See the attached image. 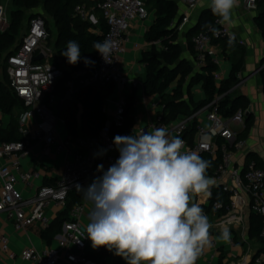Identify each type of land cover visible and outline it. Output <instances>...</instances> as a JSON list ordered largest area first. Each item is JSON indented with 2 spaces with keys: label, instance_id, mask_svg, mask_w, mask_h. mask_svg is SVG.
<instances>
[{
  "label": "built area",
  "instance_id": "1",
  "mask_svg": "<svg viewBox=\"0 0 264 264\" xmlns=\"http://www.w3.org/2000/svg\"><path fill=\"white\" fill-rule=\"evenodd\" d=\"M9 1L0 0V33L8 23L5 5ZM148 1L102 0L97 5L107 27L103 41L107 38L113 44L111 62L105 63L99 53L96 58L88 56L90 60L95 61V65L85 66L83 63L82 68L73 72L64 82L60 91L57 84L63 79L64 73L51 63L45 18L36 14L28 21L18 49L8 56L5 63L9 89L25 108L18 122L21 140L0 143V215L5 217L15 231H27L33 227H36L39 233L45 231L51 224L46 215L47 210L53 208L56 214L61 212L68 193L76 190V184L87 187L101 174L96 171L97 165L102 164L104 170H107L118 158L110 129L112 126L121 127L124 124L128 93L141 85L139 80H129L125 77L120 69V58L129 43L131 24L148 18L146 5ZM175 1L180 3L184 10L181 20L176 24L171 23L170 27L182 33L200 0ZM262 2L264 0H242V6L245 12L256 13L258 4ZM73 13L83 22L96 23L93 11L85 5H77ZM217 25L216 31L210 29L207 34L204 32L193 34L190 44L197 68L208 60L217 67L214 80L219 83L221 76L218 70L223 52L219 45H214L213 42L229 40L233 33L223 25ZM38 56H42V59L34 61ZM106 84L112 85L113 89L104 101L103 111L107 116V106L111 104L112 97L115 98L114 108L97 136L72 138L67 134L64 140L58 138L56 125L59 122L64 124L57 115L62 104L71 102L81 88ZM201 116L209 124L208 127L198 121ZM192 120H196L197 126L193 139L188 141L183 136ZM243 121L244 112L237 111L231 117L224 118L216 110L204 107L190 117L167 123L162 122L157 116L153 125L166 127L172 136H179L185 142V150L195 151L199 155L202 153L216 155L217 148H220V162L214 172V178L220 184L222 192L229 194V204L224 207L215 202L212 205L213 211L225 210V215L219 218L216 226L219 229L225 226L230 229L242 223V214L235 211L238 208L240 194L244 192L249 196L250 212L262 218L260 238L264 241V165L257 167L254 162H249L242 170L232 167L234 151L245 147V142L237 137L233 126L243 125ZM216 139L222 140L218 147ZM35 146H39L42 152L54 150L56 155L67 154L68 159L63 163L60 177L54 185H42L33 196L23 198L19 188L28 189L34 180L41 177L39 172L26 170L22 164L31 155ZM101 149L108 151L103 156L94 157ZM225 177L226 183L223 181ZM87 205L83 200L72 209L70 220L63 223L61 233L54 239V246H49L41 252L24 250L19 255L21 260L31 264H99L88 257L90 253L87 248L90 240L85 236V224L82 219ZM211 248L215 251L214 244ZM0 250L8 254L10 259H14L15 256L9 251L8 240L4 236H0ZM100 252L101 248L93 250L92 254ZM215 255L216 253L211 254L209 264H212ZM262 262L264 257L254 259L252 264Z\"/></svg>",
  "mask_w": 264,
  "mask_h": 264
},
{
  "label": "trees",
  "instance_id": "2",
  "mask_svg": "<svg viewBox=\"0 0 264 264\" xmlns=\"http://www.w3.org/2000/svg\"><path fill=\"white\" fill-rule=\"evenodd\" d=\"M101 1L42 0V8L52 18L53 26L56 30L53 48L58 55V60L51 59V63L62 69L64 73L63 79L57 84L59 91L71 74L80 70L84 63L83 59H81L76 65H70L67 62V58L61 55L66 50L69 40L77 41L80 44L82 58L88 56L96 58L98 55V52L92 48V42H102L107 31L105 22L97 9V5ZM10 3L14 9L9 14L6 29L0 33V63H2L5 73V63L8 56L12 55L20 44L19 42L17 46L11 48L25 19V11L36 8L39 0H10ZM77 5H85L88 9H91L93 14L97 16L96 23L90 24L75 17L73 10ZM146 5L151 11H154V21L145 34V41L148 43L149 48L142 52L139 60L144 65V74L139 81L146 96L160 97L158 117L161 118V121L167 123L179 118H187L204 107H208L209 110H216L224 118L231 117L237 111L244 112L246 107L243 104V98H232L230 95L232 88L240 81L238 75H240L243 69V50L239 52L238 59L232 62L229 77L217 83L214 80V73L217 71L215 65L206 60L203 65L195 69L182 56L183 51L178 42V32L174 27H170L171 23L176 24L178 22L175 2L172 0H149ZM35 15L31 16L29 20ZM217 19L212 14L210 8L201 12L195 30L187 29L184 34L187 39V49L189 52L194 54L190 44L191 36L197 32L207 34L210 28H206V24H211L217 29ZM255 22L264 40V2L258 4ZM46 30L49 34V43L51 33L47 21ZM213 44L220 45L223 52L229 50L231 47L228 44V40H215ZM262 82L264 91V76H262ZM198 83H201L204 97L197 104H192L189 90ZM112 89L113 86L110 84L81 88L71 102L62 104L57 115L63 121L65 130L70 137L97 136L107 119L103 111L104 101L110 96ZM185 96H188V100H185ZM217 98L220 99L218 100ZM133 103V93H131L127 98L124 124L121 127L112 126L110 129L112 141L116 135L124 136L131 134ZM15 111L18 112V116H14ZM24 111L23 104L9 89L6 75V82L0 80V115L1 117H7L9 120L5 127L0 122V143H12L21 140L18 132V122ZM249 124L250 118L248 116L245 128L240 133L241 138H244L247 134ZM196 126V120H192L183 138L192 139ZM221 142V139H216L217 147ZM217 149L216 159L208 153L200 154L204 159L212 160V166L208 169L207 173L212 177H214V172L220 162V148ZM249 162H254L257 167H263V163L253 155H248L245 165ZM82 201L83 198L80 192L77 190L69 192L64 209L58 213L59 216L54 224H50L45 231L40 232V238L44 242L50 243L61 233L63 223L70 220L69 215L72 209L80 205ZM215 202L222 204L224 207L227 206L229 204V194L222 192L221 188H215L212 190L211 197L209 198L208 208L202 207L207 215L213 214L217 218H221L225 215V210L213 211L212 205ZM261 230L262 218L251 212L249 236L264 243L260 238ZM109 253L105 248H101L99 254L88 255V257L92 260L97 258L96 261L102 262ZM260 254L264 256V247L261 249ZM258 255L259 253L255 258ZM222 257H220L218 264H222ZM117 264H126V262L119 257ZM261 264H264V262Z\"/></svg>",
  "mask_w": 264,
  "mask_h": 264
},
{
  "label": "clouds",
  "instance_id": "3",
  "mask_svg": "<svg viewBox=\"0 0 264 264\" xmlns=\"http://www.w3.org/2000/svg\"><path fill=\"white\" fill-rule=\"evenodd\" d=\"M217 17L216 24L238 25L234 10L239 0H210L207 5ZM206 28L216 29L211 24ZM229 46L235 44L230 35ZM92 48L105 63H110L112 41H93ZM70 65L83 59L85 66L95 61L81 56L77 41L69 40L61 53ZM130 135H116L113 145L119 153L115 163L104 170L97 165L96 176L87 187L79 184L90 205L84 231L93 250L105 248L126 264H196L197 259L214 240L231 241L225 226L219 236L210 234L212 224L193 194L211 197L216 185L206 160L195 151L185 150V142L172 136L166 127ZM108 149L94 154L103 156Z\"/></svg>",
  "mask_w": 264,
  "mask_h": 264
},
{
  "label": "crops",
  "instance_id": "4",
  "mask_svg": "<svg viewBox=\"0 0 264 264\" xmlns=\"http://www.w3.org/2000/svg\"><path fill=\"white\" fill-rule=\"evenodd\" d=\"M177 6L178 17L181 16L184 7L175 0ZM210 0H200L196 9L192 13L191 20L184 32L178 33V38L181 39V34H185L187 29L193 26L197 21L202 11L209 9L207 6ZM148 7V6H147ZM149 8V7H148ZM150 9V8H149ZM153 18L148 21H134L129 30V43L125 48L124 54L120 58V69L125 77L129 80L143 77L144 65L139 62L141 54L144 50L149 48L148 43L145 41V34L154 21V11H152ZM235 16L238 18V25H223L231 33L235 34L236 42L234 46H231L229 50L223 52L221 46L219 48L223 52L221 62L219 66V73L221 81L226 80L229 77L231 64L239 57V52H244L243 69L239 75V82L232 88L231 97H242L243 104H245L246 110L244 111L243 125L233 126V131L237 133V137L245 142V147L242 150H236L232 157V167L234 169L242 170L245 167L246 159L248 155H253L263 163L264 165V91L262 76H264V40L260 31L258 30L255 22L256 13H247L242 6V0H239V7L234 10ZM182 50L186 48V52L182 56L188 61V63L197 69L195 64L194 54L187 49V39H178ZM131 93H133V113L132 120L133 126L130 130L131 134L136 129L137 133L147 132L152 130V125L155 123L160 110L158 96H146L143 91L142 85L138 86ZM131 93H128L130 95ZM189 96L192 104H197L203 100V92L201 89V83L195 84L189 90ZM188 96H185V100H188ZM115 98L112 97L111 104L107 106V117H109L114 108ZM250 118L249 130L244 138L240 137V133L245 128V122L247 117ZM7 117H1L0 122L3 127L8 123ZM204 126L208 127V123L201 116L198 120ZM64 127V124L61 123ZM59 138V136H58ZM188 141L193 139L186 138ZM119 155V153H118ZM216 159V155H210ZM68 159L67 154H54L52 151L42 152L39 146H35L31 155L23 163V168L29 171L39 172L40 179L34 180L31 187L28 189L19 188L23 198H29L35 194L37 189L42 185H54L61 174V168L65 160ZM1 163V162H0ZM224 183L227 182V178H224ZM220 188V184L216 182V185L212 187ZM209 196L204 194H193L194 202H198L201 207L208 208ZM90 211V205H87L84 215L83 223L86 225L88 222V215ZM241 213L243 221L240 225L230 228L231 241L225 243L220 240H214L215 251L212 248H206L196 261V264H209L211 261V254L216 253L215 259L212 264H218L220 257H222V264H252L255 256L259 253L257 258L262 259L264 256L260 254L261 249L264 247V243L258 239L251 238L249 236V220L251 212L249 210V196L242 192L240 194V200H238V208L235 211ZM47 217L50 219L51 224H54L59 214L55 212L53 208H50L46 212ZM209 221L212 224L210 234L213 237L219 236L221 229L217 228L216 224L219 220L213 214L208 215ZM39 230L33 227L27 231H15L12 226L6 221L3 215H0V236H4L8 240L9 251L14 254V259H10L8 254H4L0 250V264H31L21 260L20 253L24 250L30 249L38 252L43 251L49 246H54V239L50 243L44 242L39 235ZM232 243V245H231ZM93 248L91 242L88 243V252L92 254ZM118 256H115L112 252L104 258L99 264H117Z\"/></svg>",
  "mask_w": 264,
  "mask_h": 264
},
{
  "label": "rangeland",
  "instance_id": "5",
  "mask_svg": "<svg viewBox=\"0 0 264 264\" xmlns=\"http://www.w3.org/2000/svg\"><path fill=\"white\" fill-rule=\"evenodd\" d=\"M5 7H6V19H7V22H8L9 14L14 8L11 6L10 1L6 3ZM147 13H148V18L146 20H143V21H148L149 19L153 18L152 11L148 7H147ZM35 14L42 15L45 18V20L47 21V23H48V27H49L50 33H51L50 41L48 43V47L51 49L52 59L57 61L58 60V55H57L56 51L53 48L54 42H55V38H56V30H55V28L53 26L52 18L42 8V0H39V4H38V6L36 8L29 9V10L25 11V19H24V21H23V23L21 25V29L19 30V33L16 35L15 42L12 44L11 48H14L15 46H17L19 44L23 34L25 33V31L27 29L29 18L31 16L35 15ZM94 17H95V19L97 18V16L95 14H94ZM5 29L6 28H3V30H5ZM180 36H182V37H181V39L179 38V40H183L184 35L181 34ZM186 51L187 50L184 47L183 53H185ZM0 80L3 81V82H6V73H5V70H4L3 66H2V63H0ZM14 116H18V112L15 111L14 112ZM56 131H57V134H58L60 139L64 140L67 137V132L63 128V126L61 125L60 122L56 125ZM52 152L54 153V150H52ZM24 161L22 162V164L24 163ZM87 251H88V248H87Z\"/></svg>",
  "mask_w": 264,
  "mask_h": 264
},
{
  "label": "water",
  "instance_id": "6",
  "mask_svg": "<svg viewBox=\"0 0 264 264\" xmlns=\"http://www.w3.org/2000/svg\"><path fill=\"white\" fill-rule=\"evenodd\" d=\"M181 20V16H179L178 17V22ZM177 22V23H178ZM197 23V22H196ZM196 23L193 25V26H191L190 28H189V30H195V28H196ZM42 59V56H38L37 58H34V61H40Z\"/></svg>",
  "mask_w": 264,
  "mask_h": 264
}]
</instances>
